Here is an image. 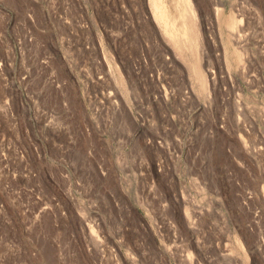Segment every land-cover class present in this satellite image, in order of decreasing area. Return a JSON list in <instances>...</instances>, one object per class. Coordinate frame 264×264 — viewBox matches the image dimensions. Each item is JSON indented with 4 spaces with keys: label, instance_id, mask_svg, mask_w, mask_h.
<instances>
[{
    "label": "rangeland",
    "instance_id": "obj_1",
    "mask_svg": "<svg viewBox=\"0 0 264 264\" xmlns=\"http://www.w3.org/2000/svg\"><path fill=\"white\" fill-rule=\"evenodd\" d=\"M0 264H264V0H0Z\"/></svg>",
    "mask_w": 264,
    "mask_h": 264
}]
</instances>
